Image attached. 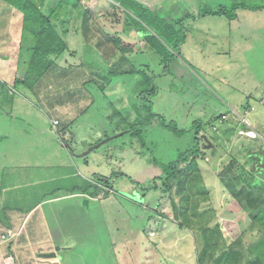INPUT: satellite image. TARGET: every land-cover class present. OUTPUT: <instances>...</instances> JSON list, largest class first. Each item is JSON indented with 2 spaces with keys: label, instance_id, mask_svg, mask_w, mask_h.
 I'll list each match as a JSON object with an SVG mask.
<instances>
[{
  "label": "rangeland",
  "instance_id": "rangeland-1",
  "mask_svg": "<svg viewBox=\"0 0 264 264\" xmlns=\"http://www.w3.org/2000/svg\"><path fill=\"white\" fill-rule=\"evenodd\" d=\"M79 1L81 6L63 23L67 63L58 62L61 67L47 79L9 84L15 108L0 109V186L16 182V193L22 194L3 204L7 214L0 212V231L14 233L13 255L4 256L3 264H196V241L179 229L162 179L163 166L197 144L196 129H191L197 121L203 124L199 145L206 158L198 162L210 192L207 204L217 211L230 241L242 235L249 243L253 210L233 198L221 178L227 182L235 176L234 171L222 173L232 158L236 168L246 162L249 149H264V0H162L156 8L166 20L189 15L181 19L186 41L166 69L136 30L119 24L113 0ZM81 7L89 16L86 32L77 17ZM221 7L229 15L192 18ZM9 22L13 28H7ZM22 23L21 13L0 0V33L6 34L0 37L14 38ZM102 32L118 37L117 47L108 44L112 53L96 45ZM28 46L29 39L24 40L22 64L28 61ZM122 48L131 52L123 57ZM148 67L157 75L158 92L142 97L167 122L189 132L180 134L154 121L134 128H145L142 138L129 133L139 112L148 123L146 102L140 106L138 99L147 87L143 71ZM54 115L67 125L60 126L64 143L38 131L40 120L48 122ZM68 147L77 157L68 155ZM104 177H112L113 192L107 197L100 191L93 199L70 195L76 186L96 193ZM155 182L157 188L144 190ZM233 186L240 191L243 184L237 180ZM51 196L58 198L48 200ZM51 253L59 254L45 258Z\"/></svg>",
  "mask_w": 264,
  "mask_h": 264
},
{
  "label": "trees",
  "instance_id": "trees-1",
  "mask_svg": "<svg viewBox=\"0 0 264 264\" xmlns=\"http://www.w3.org/2000/svg\"><path fill=\"white\" fill-rule=\"evenodd\" d=\"M1 1L16 9L22 15L23 23L19 59L21 63L24 62V55L22 54L23 43L24 40L29 39L28 50H24L29 56L28 61L25 62L27 71L22 81L25 85L28 84L27 80L31 77L37 81L55 65L56 59H59L68 51L69 44L65 40L67 30H63L65 28L63 23L69 21V19L73 17L74 12L81 6L80 1ZM113 2L119 10V12L116 13L119 24L127 25L128 28L136 30L140 37L144 38L148 48L157 54L161 58V61L165 63V69L168 68L171 59L176 55L175 52H177L179 46L186 41L187 36L185 27L182 25V20L189 15L179 18L178 20L176 19L175 21L173 20V22L166 20L165 17L159 16L157 8H151L146 2H141L139 0H113ZM260 8H262V6ZM80 9L77 17L83 20L81 27L83 28L84 26L86 32L88 31L87 23L89 16L87 11L82 7ZM204 14L229 15L226 9L221 7L219 10H205L196 16L193 15L192 18L195 19ZM102 35L104 39L107 38V41L100 37L101 39L96 42L98 47H108L106 51L110 49V45L108 44L113 43L115 45L114 47H117L115 42L118 37H113V35L106 32H102ZM101 40L103 42H100ZM103 50L105 51V49ZM120 51L123 57L127 52H131L130 48L128 50L122 48ZM109 52L112 53V50L110 49ZM147 70L143 71L145 75V85L147 87L146 90L141 92L138 99L141 102L139 103L140 106L142 103L146 102L148 111L146 119L148 123L141 118L139 112L137 119L131 123V128L128 130L129 133L142 138L143 134L146 132L145 128H134L137 127V125L147 126L154 121H159L174 132L180 134L189 132L180 130L175 122H167L164 116L154 111L153 102L150 100L147 101L146 98L142 97L145 94L154 96L158 92V86L156 85L157 75H155L149 67ZM252 108L254 107H251V110ZM242 123L246 126L251 125V122L250 124L245 122ZM191 129H196L194 137L197 144L193 148L182 151L176 161L163 166L166 174L165 178L162 179V188L164 192H168V194L172 196L171 202L173 203L179 229H186L189 231L196 241L197 248L194 253V257L197 260L196 264H264V199H262V193L264 194V149L256 151L249 149L246 155L247 160L244 164L240 163L238 167L234 168V163L237 160L236 158H232L229 165L222 169V173L234 171L235 176L229 178L227 182L221 178L222 184L228 189L233 198L239 203L245 201L249 208L256 211H252L250 215L251 221L249 229L253 235L251 241L249 243L245 242V238L242 235L230 241L222 225L216 220L217 211L214 208H210V205L207 204V202L211 200L210 192L198 162V159L206 158V152L199 145V141H203V139L200 138V134L203 131V124L197 121ZM68 149L71 148L68 147ZM251 160L253 162L257 160V162L252 164ZM248 165L250 168H248ZM112 177L101 178L99 182H97L100 190L98 189L96 193H89L87 190L88 187L76 186L74 188L75 193H70V195L82 194L84 196L87 195L85 197L86 199H93L99 197L98 194L103 193L104 197H107L113 192V187H111ZM237 180L243 184L240 191L235 190L234 186L232 187V183ZM156 184L157 182H155V185ZM152 188H157V185L145 188L144 190H150ZM81 189H83V191H76ZM107 189L110 190L107 191ZM176 197H180L181 202H177ZM147 210L150 211L149 208H147ZM0 212L6 214V209L5 207L3 208V204L1 203ZM148 214L149 215H146L145 225L153 218L149 217L150 214H153L152 212ZM5 219H7V217ZM145 230L146 226L144 232H146ZM5 243L4 251L6 254L13 255L12 247L14 238L9 239ZM58 254L59 253H56L55 257H57Z\"/></svg>",
  "mask_w": 264,
  "mask_h": 264
},
{
  "label": "crops",
  "instance_id": "crops-1",
  "mask_svg": "<svg viewBox=\"0 0 264 264\" xmlns=\"http://www.w3.org/2000/svg\"><path fill=\"white\" fill-rule=\"evenodd\" d=\"M145 1H146V3H148V5L151 6V8H155L156 6H158L159 3L162 2V0H156V4L154 5L153 0L152 1L145 0ZM196 1L197 0H195V1L194 0H187L188 3L189 2H196ZM141 2H144V1H141ZM8 25H9V26H7L8 29L13 28L14 23L9 22ZM21 34H22V32L17 33V34L15 33V37H14L15 41H14V38L8 39V38L0 37V109L2 108V110L4 109L3 108L4 106H6V107L11 106V108H15V102L12 99V97L14 96V93H12V91L10 90L9 84L12 83V84H15V86H17L18 83L23 84L22 80L24 79V76H25L26 71H27V65H25V63L22 64L19 60L20 59ZM0 35H6V34L4 32H1ZM7 48H11V49L7 50ZM64 55L62 57H60L61 58L60 60L57 59L55 61L56 62L55 65L51 67V69H53L52 71H50L51 70L50 69L49 71H47L42 76L43 80L47 79V77H50V76H48L49 73H52L53 76L56 74L57 70L61 67V65L58 64V62L64 63V61H65L67 63V60H66ZM62 69L65 70L63 67H62ZM21 87L25 88L27 86H21ZM29 87L30 86H28V88H26V89L30 90ZM43 98H45V97H43ZM20 105H22V102H20ZM54 120L59 121V124L57 125V127L53 126ZM28 125H30V124H28ZM39 125H42V129H40L38 131L41 135L45 136V138L47 137L48 134L54 135L57 139L53 142H57V140H58V142L64 143L63 142V138H65L63 135L64 129H61L60 126L63 125L66 127L67 125H65L62 122V119L59 118L57 115L49 117L48 122L47 121L44 122V121L40 120ZM43 127H45V129H47V132ZM48 132H51V133H48ZM47 139H53V138L47 137ZM62 147L66 148V145L63 144ZM67 151H68V155H75V157H77V154H72L69 151V149H67ZM3 184L4 185L0 186V203L1 204H6L7 203L6 201L8 199H10L11 197L13 198L16 196V197L20 198L22 196L21 193H19V192L16 193V188H17L16 182L15 183H3ZM12 191H14L13 195L11 194ZM56 198H58V197H56ZM56 198L51 196L48 200H53ZM6 217H7V220L12 219V216H10V215H6ZM7 228L11 229V226L9 225ZM3 237H5L6 239H7V237H9L8 239L14 238V233L11 232V234H7V233H2L0 231V245L6 244L5 241L1 240ZM2 252H3V254H2L3 256L0 257V264H3V262H2L4 260L3 257L4 256L6 257L9 255V254H6V252L4 251V247L2 249ZM39 256H41V255H39ZM33 262L36 263L35 258L32 259V263Z\"/></svg>",
  "mask_w": 264,
  "mask_h": 264
},
{
  "label": "water",
  "instance_id": "water-1",
  "mask_svg": "<svg viewBox=\"0 0 264 264\" xmlns=\"http://www.w3.org/2000/svg\"><path fill=\"white\" fill-rule=\"evenodd\" d=\"M117 136H118V135H117ZM117 136H113V137L107 138V139L101 141L100 143H98L97 145H94V146L90 147V148L88 149V151H86L84 154H82V156H85V155H87V154H90L94 149L99 148V147L102 146L104 143L108 142L109 140H111L112 138H115V137H117ZM80 157H81V156H80ZM55 256H56V254H54V253H51V254L45 255V257H47V258H52V257H55Z\"/></svg>",
  "mask_w": 264,
  "mask_h": 264
},
{
  "label": "built area",
  "instance_id": "built-area-1",
  "mask_svg": "<svg viewBox=\"0 0 264 264\" xmlns=\"http://www.w3.org/2000/svg\"><path fill=\"white\" fill-rule=\"evenodd\" d=\"M252 109H254V108H252ZM58 124H59V121H57V120H54V121H53V126H54V127H57ZM248 124H250V123H248Z\"/></svg>",
  "mask_w": 264,
  "mask_h": 264
}]
</instances>
